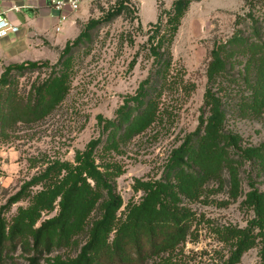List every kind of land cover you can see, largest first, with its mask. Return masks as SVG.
<instances>
[{
  "label": "rangeland",
  "instance_id": "1",
  "mask_svg": "<svg viewBox=\"0 0 264 264\" xmlns=\"http://www.w3.org/2000/svg\"><path fill=\"white\" fill-rule=\"evenodd\" d=\"M118 1L92 0L86 17L78 23L79 36L95 22L89 29V37L72 50L73 69L67 98L43 121L6 127L0 123V211L49 165L58 161L74 163L77 153L84 151L90 141L105 140L107 133L102 120L115 119L117 111L140 94L147 80L154 87L159 83V66L151 48L156 40H150L152 26L158 20L146 22L157 19L159 13L167 31L168 14L175 0H158V10L156 0H143L142 6L138 0H128L130 11L112 16L110 13ZM255 28L264 31V0H201L189 4L170 46L172 64L163 78L165 88L160 91L158 100L160 119L118 150L104 149L101 145L96 153L100 170L111 174L109 180L123 201L116 214L119 223L125 219L128 206L139 204L143 199L144 190L137 188L138 181L162 180L172 151L199 127L206 111L211 51L237 34L251 38ZM66 34L62 31L57 36L64 38ZM19 35L0 48V77L9 66L32 62L41 65L13 72L10 87L23 95L33 83L51 75L67 43L72 44L78 36L72 35L59 44L55 38L52 42L47 38L33 40ZM234 62L235 68L230 70L229 77L222 78L220 86L212 87L220 89L219 94L224 98V131L239 137L240 147L232 151L238 158L243 149L264 145V108H253L252 86L248 83L255 81V77L251 73L245 75L247 57L238 55ZM8 89L4 87V92ZM0 107L1 112L6 113L4 100ZM259 165L247 161L240 167L237 196H234L229 175L224 173L221 180L207 182L197 199L183 197L180 208L188 218V221L185 219L188 233L184 241L169 251L148 254L133 264H228L236 249L237 230L251 228L256 218L254 209L246 202V195L254 190L264 193V167ZM54 179L52 176L51 180L29 187L19 201L4 209L2 214L7 224L12 223L21 209L30 207L33 197L49 187ZM55 205L53 211H42L36 227L57 215L59 206ZM100 216V210H96L91 220ZM114 237L115 231L109 241ZM88 239L85 232L75 237L70 246L42 254L37 264H51L58 258L74 259ZM261 242L257 239L237 264H264ZM0 255L2 264H31L29 258L34 251L28 252L21 244L7 242Z\"/></svg>",
  "mask_w": 264,
  "mask_h": 264
},
{
  "label": "trees",
  "instance_id": "2",
  "mask_svg": "<svg viewBox=\"0 0 264 264\" xmlns=\"http://www.w3.org/2000/svg\"><path fill=\"white\" fill-rule=\"evenodd\" d=\"M192 1L201 0H175L168 14L167 31L163 28L161 15L152 26L154 31L150 40H156L151 48L159 66V83L154 87L147 80L141 86L140 94L117 111L115 119L102 120L107 133L105 140L90 141L84 151L77 153L74 163L58 161L49 165L41 176L33 177L8 200L3 210L19 201L29 187L55 176L51 185L36 194L30 207L21 209L11 224H7L3 210L0 211V254L7 242L21 244L28 252L34 251L29 260L31 264H37L42 254L57 247H68L75 237L86 232L89 239L76 258L68 261L58 258L51 264H133L148 254L169 251L184 241L188 233L185 219L188 221V218L180 208L183 197L197 199L207 182L221 180L224 173L229 175L234 196H237L239 170L243 163L251 161L264 167V145L243 149L238 158L234 156L233 148L240 147L239 137L224 131V98L219 94L220 89L212 87L220 86V80L229 77L238 55H245V75L251 73L255 77V81L248 83L252 86L253 108H264V31L255 28L251 38L237 34L227 42L217 44L211 51L206 111L200 118L199 127L172 151L162 180L138 181L137 188L144 190L142 201L130 204L125 219L120 223L117 219L116 214L123 201L109 180L111 174L100 170L96 153L101 145L104 149L118 150L160 119L158 100L160 91L165 88L163 78L172 64L170 46ZM128 4V0H119L110 15L130 11ZM94 24L88 25L72 44L67 43L58 68H52L51 75L44 81L33 83L27 94L21 95L11 89L13 72L41 65L32 62L9 66L5 70L0 77V104L4 100L8 109L5 113L0 107L1 124L6 127L43 121L67 98L73 69L72 50L89 37V29ZM4 87H9L7 92H4ZM246 202L254 209L256 218L251 222V228L237 230L236 249L228 264H237L257 239L262 241L261 257L264 261V193L251 191L246 195ZM55 203L59 206L57 215L36 227L42 211H53ZM96 210H100L101 216L93 221L91 216ZM113 231L115 237L110 242Z\"/></svg>",
  "mask_w": 264,
  "mask_h": 264
},
{
  "label": "crops",
  "instance_id": "3",
  "mask_svg": "<svg viewBox=\"0 0 264 264\" xmlns=\"http://www.w3.org/2000/svg\"><path fill=\"white\" fill-rule=\"evenodd\" d=\"M53 1L54 0H0V15L7 17L20 28L17 34L11 35L8 38H0V48L9 40L15 39L19 34L20 37L26 36V39L32 38L33 40L38 37L47 38L49 40L55 38L59 44H63L69 40L72 35L77 37L79 34L77 28L78 23L86 17L88 7L92 0H81L80 10L70 13L69 19L59 32L56 31L58 16L53 8ZM138 1L142 6L143 0ZM156 1L158 10V0ZM81 8L85 10L82 11ZM158 19L159 13L157 19H153V21L149 22L147 21L146 23H154ZM62 31L67 33L64 38L57 36V34ZM51 41L55 42L54 40Z\"/></svg>",
  "mask_w": 264,
  "mask_h": 264
},
{
  "label": "built area",
  "instance_id": "4",
  "mask_svg": "<svg viewBox=\"0 0 264 264\" xmlns=\"http://www.w3.org/2000/svg\"><path fill=\"white\" fill-rule=\"evenodd\" d=\"M81 0H54L53 8L57 12L58 22L56 31L62 29V25L69 19L70 13L77 12L80 8ZM20 31L19 26L15 25L7 17L0 15V38H8Z\"/></svg>",
  "mask_w": 264,
  "mask_h": 264
}]
</instances>
